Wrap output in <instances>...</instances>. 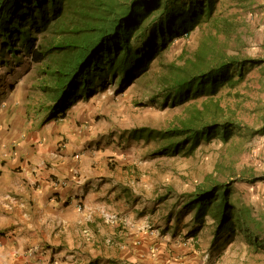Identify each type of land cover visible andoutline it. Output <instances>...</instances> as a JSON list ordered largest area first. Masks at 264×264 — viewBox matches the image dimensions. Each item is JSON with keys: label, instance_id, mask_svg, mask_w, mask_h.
I'll use <instances>...</instances> for the list:
<instances>
[{"label": "rangeland", "instance_id": "rangeland-1", "mask_svg": "<svg viewBox=\"0 0 264 264\" xmlns=\"http://www.w3.org/2000/svg\"><path fill=\"white\" fill-rule=\"evenodd\" d=\"M223 2L224 13L238 12L241 21V41L232 40L230 51L264 59V0H242L240 7L236 0ZM200 35L196 30L188 39L170 45L144 77L124 88L118 83L107 85L95 96L79 99L65 118L47 125L49 132L61 136L56 150L85 153L87 173L104 183L107 207L96 214L113 217L120 226L123 222L126 230L117 227V231L138 237L142 251L125 264H264V133L255 132L264 114V65L262 70L258 66L249 70L228 100L253 132L235 133L227 142L215 138L176 154L158 153L157 141L130 139L126 134L141 126L164 128L183 115L182 107L148 102L155 88L154 74L182 51L193 49ZM51 65L50 57L34 63L26 53L0 60V107L10 112L13 125L31 122L32 135L48 123L41 106L50 102L40 84L45 66ZM207 178L232 184L233 200L246 205L259 223L252 238L236 230L214 243L210 220L195 237L188 234L193 213L183 208L179 195L194 191ZM110 226L103 228L109 232ZM88 227L95 233L98 228L90 223ZM254 237L258 246L251 241ZM73 245L81 248L84 259L85 253L91 255L87 240L77 239ZM115 255L108 250V257ZM21 256L16 253L0 264H27Z\"/></svg>", "mask_w": 264, "mask_h": 264}, {"label": "trees", "instance_id": "trees-1", "mask_svg": "<svg viewBox=\"0 0 264 264\" xmlns=\"http://www.w3.org/2000/svg\"><path fill=\"white\" fill-rule=\"evenodd\" d=\"M236 2L240 7L242 0ZM222 6L223 0H0V60L25 53L34 63L52 59L40 84L50 102L41 106L42 113L50 121L64 118L79 99L107 85L124 88L144 77L170 45L198 30L196 46L154 74L148 102L182 107L183 115L167 127L141 126L126 134L157 141L158 153L176 154L215 138L227 142L235 133L253 132L228 100L249 70H262L264 59L230 51L232 40L241 41V21L238 12L224 13ZM260 122L255 132L264 133V114ZM231 187L207 178L179 195L193 213L189 235L195 237L210 220L214 243L236 230L253 237L259 223L246 205L233 200ZM251 241L259 245L256 237Z\"/></svg>", "mask_w": 264, "mask_h": 264}, {"label": "crops", "instance_id": "crops-1", "mask_svg": "<svg viewBox=\"0 0 264 264\" xmlns=\"http://www.w3.org/2000/svg\"><path fill=\"white\" fill-rule=\"evenodd\" d=\"M9 113L0 107V261L16 253L27 264L135 260L142 251L136 234L117 231L126 230L123 222L96 214L107 207L105 185L87 173L85 153L56 150L61 136L47 125L63 118L47 121L32 135L31 122L13 125ZM89 223L97 225L96 233ZM110 223L108 232L103 226ZM77 239L87 240L91 255L85 259L81 248L74 249ZM108 250L116 255L108 257Z\"/></svg>", "mask_w": 264, "mask_h": 264}]
</instances>
